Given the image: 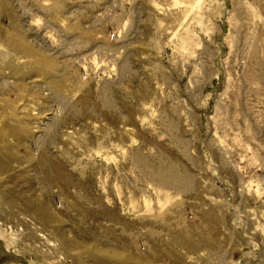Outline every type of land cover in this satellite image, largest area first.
Returning a JSON list of instances; mask_svg holds the SVG:
<instances>
[{
	"label": "rangeland",
	"instance_id": "obj_1",
	"mask_svg": "<svg viewBox=\"0 0 264 264\" xmlns=\"http://www.w3.org/2000/svg\"><path fill=\"white\" fill-rule=\"evenodd\" d=\"M0 25L31 51L9 112L34 114L32 167L0 172V264H53L60 234L264 264V0H0Z\"/></svg>",
	"mask_w": 264,
	"mask_h": 264
},
{
	"label": "bare ground",
	"instance_id": "obj_2",
	"mask_svg": "<svg viewBox=\"0 0 264 264\" xmlns=\"http://www.w3.org/2000/svg\"><path fill=\"white\" fill-rule=\"evenodd\" d=\"M15 39L11 33H2L0 28V172L5 168L6 170H8L9 166H11L12 168L10 169V173H13L19 169L24 170L27 167H32V161L34 159V152L32 150L33 146L31 144H27L26 142V138L28 137V130L26 128L30 123H24L28 120V118H30V116L32 117L34 114L31 115L24 113L27 110L26 105L25 107L22 106L24 108L22 109L24 111L23 114H13L11 113V110L9 112V108L13 105V103L10 104V100L5 97L6 93L12 94V91L15 89L14 86L16 85H18L17 89H19V91H21L22 93L26 94L27 89L25 80H27L26 78L29 76L30 67H28L26 63L21 64L20 67L16 66L13 56L14 54H23V56H28L31 51L29 47L26 46V43L17 41ZM12 53L14 54L12 55ZM18 71H20L21 75L19 78H17V76L16 79L15 76L16 72ZM41 74L44 73L41 72ZM16 82H19L20 84L17 83L15 85ZM13 93H16V90ZM14 108L12 107V109ZM30 119L32 120V118ZM38 124L39 122L36 125L39 126ZM19 147L23 150L22 154L18 152L20 150H18ZM35 156H37V154ZM166 177L157 176L156 178L163 185H168L174 188H182L185 186L184 180L178 178L173 173H170L168 177ZM61 236L63 235L60 234L59 239H62L55 246V242L54 244L48 243V241H46V239L42 237L44 241H46V245H48L49 247L53 246L54 248H50L52 249L51 253L55 256L56 259V261H53V264L58 263V261L64 260V258L70 261H75L76 264H81L83 260L88 261L89 264H132L136 261L140 263L143 262V259L140 260L136 258H132L130 261H124L120 255H116L115 253L109 251L106 247H82L81 249L77 250L78 246L71 238L68 239Z\"/></svg>",
	"mask_w": 264,
	"mask_h": 264
}]
</instances>
